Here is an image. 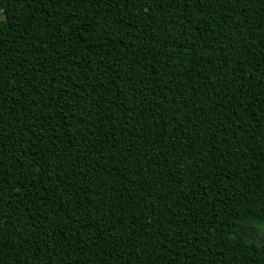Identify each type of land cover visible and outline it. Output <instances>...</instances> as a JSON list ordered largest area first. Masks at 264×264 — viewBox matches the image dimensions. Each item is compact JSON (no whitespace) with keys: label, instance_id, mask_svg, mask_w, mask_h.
I'll return each mask as SVG.
<instances>
[{"label":"trees","instance_id":"obj_1","mask_svg":"<svg viewBox=\"0 0 264 264\" xmlns=\"http://www.w3.org/2000/svg\"><path fill=\"white\" fill-rule=\"evenodd\" d=\"M0 264H264V0H0Z\"/></svg>","mask_w":264,"mask_h":264}]
</instances>
